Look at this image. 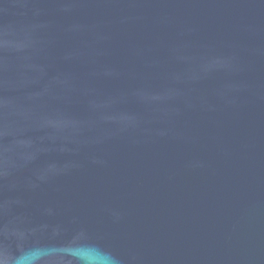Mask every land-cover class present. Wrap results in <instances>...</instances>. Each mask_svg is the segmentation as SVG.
<instances>
[{"label":"water","instance_id":"water-1","mask_svg":"<svg viewBox=\"0 0 264 264\" xmlns=\"http://www.w3.org/2000/svg\"><path fill=\"white\" fill-rule=\"evenodd\" d=\"M0 264H264V0H0Z\"/></svg>","mask_w":264,"mask_h":264}]
</instances>
